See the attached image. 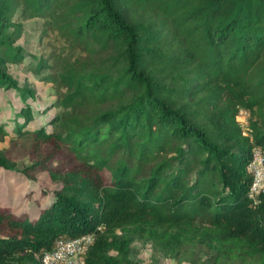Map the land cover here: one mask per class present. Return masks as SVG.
<instances>
[{
  "label": "trees",
  "instance_id": "16d2710c",
  "mask_svg": "<svg viewBox=\"0 0 264 264\" xmlns=\"http://www.w3.org/2000/svg\"><path fill=\"white\" fill-rule=\"evenodd\" d=\"M52 33L68 54L45 50ZM0 90V169L54 182L33 213L0 198V264H40L93 231L84 264H136L133 236L176 257L212 245L201 264L264 262V192L247 196L251 150L264 154V0H0Z\"/></svg>",
  "mask_w": 264,
  "mask_h": 264
},
{
  "label": "rangeland",
  "instance_id": "374dc122",
  "mask_svg": "<svg viewBox=\"0 0 264 264\" xmlns=\"http://www.w3.org/2000/svg\"><path fill=\"white\" fill-rule=\"evenodd\" d=\"M24 36L25 32L23 33L22 37L20 36V38L18 39L20 43L24 42ZM25 39H27L28 41L26 42V44L32 50L36 51L38 49L37 46H40L39 44H36L38 40L36 35L28 34V37L25 36ZM42 41L46 44V51L57 52L60 50L65 54H68L69 51H71L68 49V45L64 41V39H62L61 37H56L53 33L43 38ZM13 71H16L20 76H22L20 66L13 68ZM34 82L36 87L41 91V102H45L49 98L53 97V93H51L49 85L37 81ZM5 96L6 93L0 90V103H2V100ZM4 114L6 113L3 112L0 115V118ZM7 144L8 142L6 139L0 140V148L6 146ZM25 162L28 161L25 160ZM38 184L46 188H52L54 186V182L50 180L46 172H40L38 174V181L34 184L30 181L24 180L23 177H21L17 173H8L0 169L1 204L11 207L14 212L25 210L30 213L35 212L39 208L38 204L42 205L45 202V198L42 199V197L40 196L39 191L41 190L38 189ZM29 186L34 188L32 195H30V193L26 194ZM34 198L37 199L35 200ZM187 248V251L181 253L178 257H176L171 253L166 254L164 251L155 248L151 244V242L143 236H133L129 246V259L131 262H134L136 264H201L200 262L203 259L209 257L214 252V248L212 245L202 246L198 244ZM221 262L222 261L220 259H217L216 261L214 260L215 264H219ZM222 264L241 263L233 259H227L226 261H223ZM244 264H264V262H247Z\"/></svg>",
  "mask_w": 264,
  "mask_h": 264
},
{
  "label": "built area",
  "instance_id": "2783aa9c",
  "mask_svg": "<svg viewBox=\"0 0 264 264\" xmlns=\"http://www.w3.org/2000/svg\"><path fill=\"white\" fill-rule=\"evenodd\" d=\"M248 119L249 111L244 107H237L235 120L241 133L250 137ZM247 169L251 173L247 196L254 199L257 194L264 192V154L260 148H252ZM94 235L95 231L71 238L56 239L52 249L41 255L40 264H84L83 253L93 242Z\"/></svg>",
  "mask_w": 264,
  "mask_h": 264
}]
</instances>
